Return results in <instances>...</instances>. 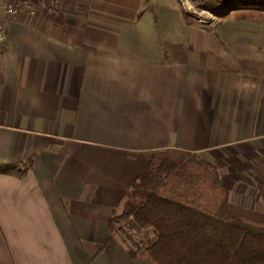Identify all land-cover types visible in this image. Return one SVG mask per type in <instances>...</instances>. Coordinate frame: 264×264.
Returning a JSON list of instances; mask_svg holds the SVG:
<instances>
[{"label":"crops","instance_id":"crops-1","mask_svg":"<svg viewBox=\"0 0 264 264\" xmlns=\"http://www.w3.org/2000/svg\"><path fill=\"white\" fill-rule=\"evenodd\" d=\"M163 150L200 154L262 211L263 23L197 26L179 0L20 16L0 49V165L28 170H0V264H152L110 224Z\"/></svg>","mask_w":264,"mask_h":264},{"label":"trees","instance_id":"trees-1","mask_svg":"<svg viewBox=\"0 0 264 264\" xmlns=\"http://www.w3.org/2000/svg\"><path fill=\"white\" fill-rule=\"evenodd\" d=\"M191 1L221 22L264 24V0ZM184 16L189 21L193 15L184 9ZM27 170L6 165L2 171ZM261 191L262 211L236 205L215 165L200 154L163 150L134 182L125 211L110 225L117 236L123 223L144 231L142 247L128 250L152 264H264V187Z\"/></svg>","mask_w":264,"mask_h":264},{"label":"built area","instance_id":"built-area-1","mask_svg":"<svg viewBox=\"0 0 264 264\" xmlns=\"http://www.w3.org/2000/svg\"><path fill=\"white\" fill-rule=\"evenodd\" d=\"M65 0H0V49L7 41L8 26L22 15L37 16L60 9ZM120 234L128 245L138 251L142 247V232L123 223Z\"/></svg>","mask_w":264,"mask_h":264},{"label":"rangeland","instance_id":"rangeland-1","mask_svg":"<svg viewBox=\"0 0 264 264\" xmlns=\"http://www.w3.org/2000/svg\"><path fill=\"white\" fill-rule=\"evenodd\" d=\"M180 5L189 13H191L193 16V19L195 20V23L197 26H207L211 29H214V26L219 24L220 20L216 21L215 18L208 12L197 10L195 5L191 0H179ZM155 4V1L153 2ZM263 203V200H262ZM144 235V231H141ZM123 237V236H122Z\"/></svg>","mask_w":264,"mask_h":264}]
</instances>
